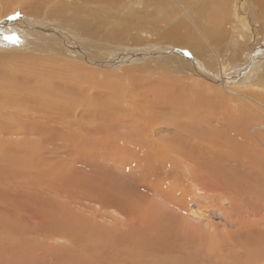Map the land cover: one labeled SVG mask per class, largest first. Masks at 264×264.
I'll use <instances>...</instances> for the list:
<instances>
[{
  "label": "bare ground",
  "instance_id": "1",
  "mask_svg": "<svg viewBox=\"0 0 264 264\" xmlns=\"http://www.w3.org/2000/svg\"><path fill=\"white\" fill-rule=\"evenodd\" d=\"M167 1L170 2V4L166 3L167 6H178V10L182 15L184 11L185 13L189 12L190 7L187 5L185 6L186 3L192 4L195 2L207 6L205 11L200 12L198 15L195 16L191 14L195 21H187L188 19L181 17L178 22L177 20H173V24L170 22L166 25V22L170 21V17L167 16L171 13L165 14L157 20L150 21L149 25L151 29H149L150 33L147 32V35L150 38H154V35H160V38L155 39L162 43V45H157L154 48V50H157H152L154 51L153 53L151 51L152 55L146 52L153 57L150 58L149 61H153L160 65L161 69L157 74L153 67L147 62L133 68V66H127L128 64H125L127 60L124 59L125 61L123 62L125 63L122 62L119 65L118 62L121 61L117 56L118 54L115 53L116 51L112 52L113 49L111 47V53L107 54L108 57L105 55L103 60H95L100 57L99 50L97 51L95 47H91V49L90 47H88L89 49L86 47L90 51L89 53L84 46H81L85 40L88 43V38L85 39L83 37L84 39L81 40L82 44H76V48L72 42L73 37L66 36V38L63 37L62 41L65 40L66 44H68L66 45L68 49L64 52L70 59H73L75 55L80 56V54H82L86 63L83 61H76L77 63L93 66V64H103L101 62L105 61L104 63H109V65L105 66L106 68L99 72L78 70V68L73 65L68 66L63 63L61 65H55V67H59L61 70L64 69V76L60 77L61 74L56 72L55 67L49 74L46 73L45 75L48 81L49 78L50 80H55V78L59 79L56 84L51 82V86H45V81L39 78L41 81L38 80V86H36V84V87L33 86L35 89H38L37 91L42 95V101L37 98L42 103V105L40 102L39 104L37 103L41 108H35L32 104H29L31 97L25 94L28 99L30 98L27 103V98H24V95H22L24 93H21V96L18 92L21 85L23 87L21 86L22 89L20 88V92L28 89L25 87L26 85H24L28 83L26 82V78V80L21 78V81L25 80V83L17 85V87H19L18 89L13 86L16 81L13 80V83L10 81L14 89L18 90L16 92L26 101V103L23 104H29L28 106L30 109L22 105V98L20 101L18 99L22 105L21 107H25L26 109L24 108L13 112H17L15 115H18L19 126L9 127L10 122H8V124L6 122L11 116L8 117L9 114L7 115L4 110L6 107L11 109L12 107H8V105H6L5 108L3 107L4 109L0 107V134L9 133L8 130H15L16 127L28 129L26 132H33L38 128L39 122L46 125L52 120L51 125H54L60 123L62 120V126L70 129L78 128L84 130L85 133L87 131H93L92 133L106 134L103 135V137H108L113 141L115 140L116 144L121 146V149L119 151L117 149L118 147H112L107 139L98 138L96 142L97 153L95 162L88 161L86 156H93L95 152L94 154L89 152V154L84 153L81 151L83 148L81 146L86 145L89 148L93 142V140H91L93 138H84L85 135H83L84 137L78 139H83L80 143H77L78 141H71L73 149H67L65 151L66 154L57 159V165L56 161H54L49 166L38 170L34 168V170L13 172L15 174L13 178H8L0 187V198L3 196V188L7 189L8 194L14 190L17 191V195L13 197L20 200L24 205H19L20 209H9L8 207V209H6L4 206V209H0V252L6 250L10 253H15L18 251L17 247L20 248L19 246L24 243V245L29 248H27L28 250H33V247H37V250L40 249L41 252L47 254L49 251L45 248L49 246L52 240L58 241L57 238L60 235L67 238L68 240H65L66 244L70 242V245H73L74 249H76V246H80L82 250L78 255L79 257L81 256V258L85 256V260H81L86 261L87 259L90 262L93 260L92 264H153L151 261H154V264H183V260L181 259L183 255L182 250L185 249L187 252L189 250L188 253L190 254L189 242L191 236L194 235L193 237L195 239V234H199L203 237L201 234L211 235L222 233V231H218V226L211 222L210 216H222L223 212L221 211L224 210L222 208L229 206L228 204H232L236 197L230 196L223 190H217L216 188L225 187L234 183L232 191L236 195L242 191L239 180L235 178L234 173H231L227 169L233 170L234 167L241 165L244 158L239 156L237 149L226 144H217L216 138L207 140L199 136L197 132L192 129V124L196 127L198 125V117L206 115L209 109H217L218 112L212 116L210 122H215L217 126L224 128L225 124L228 123V119H230L231 111H234L231 106L232 103H236V100L232 96L222 98L218 96V94L221 93L223 89L237 92L231 85H238L240 87L239 89L242 91L243 89L250 91L239 93L255 101L257 104L264 102V96L259 97V99H257L258 96H255V92L262 88V86H256L255 82H253L255 77L252 80L251 75V73L253 75L257 74V64H255V60L261 65L262 60L260 58H262L261 55L264 54V0ZM245 2L256 5L259 10V15L252 21H248L246 18V13L243 8ZM147 3L149 7L153 5L155 12L165 8L162 0H147ZM31 4H33V2ZM34 7L32 6V9ZM39 8L41 7L39 6ZM210 8H215L214 10L218 12L214 13ZM18 10L23 12L26 9H24V6L16 4L12 10L0 12V15L11 13V16L8 18L0 17V24L6 26L9 24L11 26L10 21H12ZM208 10L209 12L207 13ZM15 16L20 18L23 17L24 14L18 13ZM215 18L216 20H214ZM16 21L19 27H22L24 24L23 22H25L21 19ZM20 21H22L23 24L19 25L18 23H21ZM66 21L68 23V20H65V22ZM156 22H158L159 26ZM175 22L177 23L174 24ZM261 23L262 29L260 27ZM28 28L29 25L27 24L23 30H27ZM6 29L13 30L8 26ZM59 29L62 33L65 29V27H62L61 22ZM80 29L77 30L80 31ZM184 29L186 30L185 33L183 32ZM16 30L23 32L21 28ZM89 30V32H92L95 29ZM86 32L87 31H85V35H87ZM77 35L80 37L79 34ZM77 35H74V37ZM171 35L175 36V41L177 42L175 44L176 47H174V43H172ZM60 36L62 37V35ZM105 36L107 37V35ZM111 36L113 35L111 34ZM114 36L113 39L115 38ZM200 36H203L207 43L206 46L209 47V50H206L208 51L207 54L212 52L211 58H208V56L206 57L208 68L205 67V59L203 60L202 58V51L205 48V44ZM61 37L56 39L59 40ZM119 37L121 38V35H119L118 38ZM67 38L69 41H66ZM97 38L102 40L100 37ZM111 38L112 37H109L110 40L107 38L110 44ZM162 38H167L166 41L169 43L171 42L172 44L170 45L176 48L170 49L172 53L170 52L169 55H167L169 52L168 49L163 47L165 41H163ZM120 40L122 41V39ZM116 42H118V40ZM187 45H190L194 50L181 49L183 48L181 46L187 47ZM237 47L239 52L236 55H230L229 50L235 52L237 51ZM64 48H66L65 44ZM187 50H189V52H187ZM102 52L104 51L102 50ZM120 53L122 55V52ZM155 53H158L160 58H154ZM95 54H98V57ZM137 57L138 56L135 58ZM74 59L72 61H74ZM34 61H36V59H34ZM43 61L45 62L46 59ZM23 63L21 62V64H19L25 65ZM30 65L29 69L31 70L32 67L30 68ZM33 67L35 70L34 73L36 72L35 74H37V66L35 65ZM25 68H27V66ZM39 68L41 69V67ZM137 68L138 72H136ZM182 69H184L183 73ZM14 70H17V68L15 67ZM21 71H23V69H21ZM71 71L74 72L75 75L72 73V75L69 76ZM20 72L18 73L19 75L21 73L25 75L23 74L25 71ZM31 72H33V70ZM180 72L182 74L179 76L178 73ZM28 73L27 71L26 75H28ZM35 74L32 76H35ZM153 75L157 77L155 76L156 78L153 79ZM99 76H101V79ZM263 76L264 75L261 77ZM3 77L6 79L4 75ZM3 77H0V79ZM90 77L96 78V81L91 80ZM258 77L260 76L258 75ZM261 77L260 80L264 79ZM15 78L19 79L20 77L16 76ZM98 78L100 79L99 81ZM126 78L132 83L137 92L142 90L144 93L140 94L145 104L142 106H139V104L137 105L139 108L137 113H131L126 110L122 105V100L121 102L119 100L121 96L119 97L118 95L120 94L121 85L118 86V83L125 84ZM142 78H150L151 82L143 86L141 85ZM12 79L13 77L10 78V80ZM69 79L74 83L71 82L74 85H71L73 87L62 82V80L68 82ZM28 80L31 79L28 77ZM32 80L30 81L31 83ZM21 81L20 83H22ZM209 81L212 83L217 82L220 86L209 84ZM256 81L259 82L258 80ZM7 82L5 81V84ZM10 82H8L9 85ZM18 83L19 81H17V84ZM31 83L27 84V86H31ZM182 83L184 84L180 85ZM39 84H43V86ZM105 84H109L110 87L105 88ZM9 85L8 87L12 89V86ZM2 86L3 85L0 84V88H2ZM194 86L199 87L200 90H193L192 88ZM33 87L31 86L29 89ZM4 88L6 89V87ZM14 89L12 90L14 91ZM29 89L28 92L34 91V89ZM3 91L5 94L6 90ZM35 93L37 92L35 91ZM13 94L15 93L13 92ZM13 94L9 96L16 99L18 96L15 95L16 97H14ZM33 97L35 98V95ZM115 98L119 100V104H117V102H112L111 99L114 100ZM157 98H159V103L156 102ZM3 100L1 104H3ZM6 100L8 99L6 98ZM238 101L244 108H246L245 105L249 104L243 97L242 99L238 97ZM8 102H10V100ZM137 102H139V100ZM16 103L18 104V102ZM20 104L17 106H20ZM60 104H65L71 109L73 108V111L70 109L67 111V114L65 113L63 115L59 112L57 107ZM75 105L78 108L80 107L79 111L78 108H75ZM45 106L53 112L47 110L41 111ZM150 106L154 109L152 113L149 109ZM134 107L136 108V106ZM195 107L206 108L207 110L201 115H194L192 114V108ZM144 110H146V112L142 116ZM245 110L246 109L242 111V117L252 119V115ZM3 116L8 117L7 120H5L6 122ZM38 118L43 119L38 120ZM1 121L5 123H1ZM44 121L46 123H44ZM244 121L246 120L242 119L240 122ZM232 123L235 122L232 121ZM172 124L176 126V131L173 134L168 131V129L173 126ZM43 131L49 132L48 129H43ZM253 131L257 133L259 131V125H256ZM12 133H16V130ZM61 134L60 132H54V136H59ZM204 145L208 146L207 152L210 156H206V152H203L202 148ZM241 155H251L260 158L262 153L250 148L247 152H241ZM117 159H123V161H118ZM200 163L201 167H213L216 165L220 169L221 178L220 180H216V184L213 185L202 181L194 184L192 188H185V192L177 196H174L170 190L164 189L163 181L165 179L182 174L185 171L183 167H185V169H192ZM111 172L115 174L116 178L111 176ZM117 179L119 181H117ZM22 182H24L25 185L27 184L26 187L22 188ZM124 182L126 186H123ZM14 184H16V187ZM129 186H131L130 190L128 189ZM135 186L137 188L136 194L133 192ZM182 188H184L183 183ZM162 194L165 195L163 201H161L163 198L160 200L157 197V195ZM166 195L169 196L167 200ZM133 197L137 200H134ZM15 198L13 199L15 200ZM214 199L221 201L219 205ZM241 205L244 212L237 214V216L245 220L256 221L264 215L263 201L247 198L242 200ZM239 221L242 222V220ZM244 224L247 225L246 227L249 230H256L258 226L264 223L258 221L255 224ZM207 235H204L205 239L209 237ZM258 236L262 240L264 232ZM223 237H225V235H223ZM198 240L195 243V247L199 252H202L205 249L202 250L205 240H201V238V241ZM261 240L257 242L248 241V243H256L255 245H257ZM51 247L52 249L54 248L53 245ZM55 249L56 257H60L59 260L61 261V256H59L57 252L69 253L71 248L67 247V245H61V247H56ZM259 249L260 254H262L264 258V245H261ZM37 250H35V252H37ZM255 251L256 249L250 253L247 258L248 260H255L257 254ZM2 253L8 255L6 252ZM37 253L40 254V252ZM34 254L36 255V253ZM41 255L42 254H40L39 257H42ZM45 256L43 255L44 258ZM190 256L188 257L189 259L192 258ZM35 257L33 255V258H31L34 259ZM39 257L37 256L36 258ZM51 259H54V257ZM232 259L234 262L233 264L239 263L236 257ZM16 260L21 264H27L23 262L21 257H17ZM81 260L76 261V263ZM206 260L207 264H214V259L209 256H207ZM46 261L44 260V262ZM47 262L46 264H48ZM41 263L40 261V264ZM85 263L87 262H84V264Z\"/></svg>",
  "mask_w": 264,
  "mask_h": 264
},
{
  "label": "rangeland",
  "instance_id": "2",
  "mask_svg": "<svg viewBox=\"0 0 264 264\" xmlns=\"http://www.w3.org/2000/svg\"><path fill=\"white\" fill-rule=\"evenodd\" d=\"M39 1L38 0L37 1L36 0H4V1L0 0V5L2 7V8L0 7V12H3V11L5 12V10L10 11V10H12V8L16 4H20L21 6H24V9H26L23 12L18 10L15 13V15L18 13H22V14H24L23 17L18 18L14 15V18L12 19L13 22L10 21L11 26L9 24H7V26L13 30H7L6 25L0 24V37H1L0 38V70L2 69L0 71V77H3V75L6 77V79L4 77L0 79V80L3 79L2 81L4 82L3 83L2 81H0V84H2L3 86L5 85L4 87H6V89L3 86H2V88H0L1 89L0 92L2 94V95L0 94V96H1L0 107H2V109H4L6 107V105H8V107H12V109L6 107L4 110L7 115L9 114L8 117L11 116L10 119L7 120L8 117L3 116L4 121L7 120V122L5 121L7 124H8V122H10L9 127L16 126V125L19 126L18 125V115H15V114H17V112H15V113H13V112L18 111L20 109H24L25 107H21L22 105L26 106V108L28 107L27 109H30L28 106L29 104H32L35 108L40 107L39 105H37V103L39 104V102L42 101L41 100L42 95L39 94V92L37 91L38 89H35V87L38 86V82L41 80L45 81L44 82L46 84L45 86H51L52 85V84H50L51 82L53 84H56V82H58L59 79H57V78H55V80H53V79L50 80V78H49V81H48L46 79L47 77L45 75L46 73L49 74L54 69L55 65H61L63 63V64H67L68 66L73 65V66L77 67L78 70L80 69V70H87V71H94V72H99L100 70L105 69L106 68L105 66L109 65V63H104L105 61L101 62L103 64H100V65H94L93 64V66L92 65L87 66L83 63H77L76 61H81V62L83 61L86 63V61H84V56H82V54H80V56H78V55L73 56V59L75 58L74 59L75 62L72 61L73 59H70L69 56L66 55L64 52L66 49H68L66 46L68 44H66L65 40L62 41L63 37H65V38H66V36H70L71 38L73 37L74 39L72 38V40H73L72 42L75 45V47L78 44H80V45L82 44L81 40H83L84 38L85 39L88 38V40L90 41V42L88 41L89 44L85 40V42L83 41V44L81 46L82 47L84 46L85 49H87L88 47H90V49H91V47L97 48L96 50L97 51L99 50L98 52L100 54V57L98 59H95V60H99V61L103 60L105 55H107L108 53H111V51H110L111 50L110 47H111L113 49L112 52L116 51L115 53L118 54L117 56L119 57V60L121 61V62H118L119 65L123 61L127 60V63H125V62H123V63L128 64L127 66H129V67L133 66V68H134L137 65H142L143 63L147 62L149 65H151L153 67V69L155 70V73L157 74L160 71L161 67L159 64H157L155 62L149 61L150 58H153V57H151L146 52L151 54V51L154 50V48L157 45H159V46L162 45V43H160L156 40V39L160 38V35L159 36L154 35L153 36L154 38H150L147 35V32L150 33L149 29H151V26L149 25L150 21L157 20V19L163 17L165 14H170V13L171 14L167 16V17H170V21H167L166 25L169 24L170 22H171V24H173V20L174 21L177 20V22H178L181 19V17L188 19L187 21H193V20L195 21V19L191 16V14L196 16L200 12L205 11L206 6H207V5H202V4L195 3V2H193L192 4L186 3L185 6L187 5L188 7H190V9H189L188 13H185V11H184V14L182 15L178 10L179 9L178 6H174V5H173V7L167 6V4H170V2L167 0L166 1L162 0V3L165 6V8L162 10H157V12L154 11L155 9H154L153 5L149 7L147 0H41L40 1L41 3ZM32 2H33V4H31ZM34 3H35V5H34ZM160 3H158V4H160ZM25 6L26 7L28 6L27 7L28 9ZM32 6L33 7L35 6L34 8L37 10H35L34 8L32 9ZM39 6L41 8H39ZM87 7H89V8H87ZM3 8H4V10H3ZM211 8H212V6H211ZM243 8H244V11L246 13L245 15H246V18L248 21H252L255 17H257L259 15V10H258L257 6L254 4L245 2ZM18 9H20V8H18ZM214 9H211V10H213L214 13L218 12V11H215ZM89 11H90V13H89ZM25 12L28 14H26ZM150 12H152V13H150ZM208 12H209V10L207 11V13ZM175 13H177V14H175ZM210 13H211V11H210ZM10 14H11L10 12L8 14L7 13L4 15L2 14V15H0V17L8 18L11 16ZM33 17H35V18H33ZM20 19L22 21H25V22H23L24 24L22 23V21H20L21 23H18L19 25L23 24L22 27L17 26L16 20H20ZM58 19H60V20H58ZM65 20H68V23H67V21L65 22ZM214 20H216V18ZM59 21L61 22L62 27L63 28L65 27L63 33L59 29V26H60ZM63 22H65V23H63ZM177 22H175L174 24H176ZM27 24L29 25V28L27 30H23ZM156 24L159 26L158 22H156ZM81 25H83V26H81ZM260 27L262 29V23H261ZM20 28L22 29L23 32L16 30V29H20ZM77 29H80V31ZM86 29H88V30H86ZM89 29H92V30L95 29V30L92 32H89L90 31ZM85 31H87L86 32L87 35H85ZM64 32L67 33L68 35L65 34ZM183 32L185 33L186 30L184 29ZM76 33L79 34L80 37H78V35ZM73 34L77 35V36L74 37ZM111 34L113 36L115 34L114 39H113V36H111ZM116 34L118 36L121 35V38L120 37L118 38V36ZM129 34H130V36H129ZM60 35H62V37ZM88 35H90L91 37ZM105 35H107V37ZM122 35H123V38H122ZM108 36L112 37L111 38L112 40H115V39L116 40L115 41L111 40V44H110V41H109L110 39ZM171 36H172V43H174V47H176L175 44L177 42L175 41V36L174 35H171ZM59 37H61L59 40L56 39ZM97 37H100V39H102V40H99ZM107 38L109 40H107ZM143 38H144V40H143ZM145 38H146V40H145ZM148 38H150V39H148ZM200 38L202 39V41L205 44L204 45L205 48L202 51V54H203L202 58H203V60L205 59L204 65H205V67L208 68V63H207L208 61L206 62V57L208 56V58H211L212 52L207 54L208 51H206V50H209L208 49L209 47L206 46L207 43L204 40L203 36H200ZM120 39H122V41ZM162 39H163V41H165V44H163L164 45L163 47L168 49L169 52L167 53V55H169L170 52L172 53V51L170 49H176V48H174L173 46L170 45V44H172L171 42L169 43L168 41H166L167 38H162ZM67 40H68V38L66 39V41ZM117 40H118V42H116ZM75 42H77V43H75ZM94 42H95V44H94ZM112 42H114L115 44ZM122 43H123V45H122ZM140 43H143V44H140ZM64 44H65L66 48H64ZM119 44H121V45H119ZM56 47H57V49H56ZM181 47H183L181 49H184V50H186V49L194 50L190 45H187L188 48L185 46H181ZM178 48H180V47H178ZM88 49H87V51H89ZM236 49H237V51H235V52L232 50H229V54L230 55H236L239 52L238 47ZM102 50L105 53L102 52ZM148 50H150V51H148ZM155 50H157V49H155ZM189 50H187V52H189ZM123 51H125V52H123ZM154 51H152V53ZM120 52H122V55ZM89 53H90V51H89ZM95 55L98 57V54H95ZM119 55H121L123 58ZM154 55H155L154 58H160V55L158 53H155ZM136 56H138V57L135 58ZM32 57H34V58H32ZM107 57H108V55H107ZM261 57L262 58H260V59L262 60L263 65L261 64L262 65L261 66L255 60V64H257V66H256L257 67V71H256L257 74L253 75L251 73L252 80L255 77L254 80L256 79L259 81V82H257L256 80L255 81L253 80V82H255L256 86H260V87L262 86V88H260L261 90L258 89V91L255 92V96H258L257 99H259V97H261V96H264V87H263L264 86V81H263L264 79L260 80V77L262 75H264V54L261 55ZM25 59L26 60L28 59L27 60L28 62ZM34 59H36V61H34ZM45 59H46V61L44 62L43 60H45ZM90 59H92V58H90ZM23 61H24V63H23ZM25 61L27 64L25 63ZM48 61L49 62L51 61L50 64ZM21 62L23 64H25L28 69L25 68L26 67L25 65H20ZM36 62H37V64H36ZM34 64L37 66L38 73H40V74H38V73L35 74L36 72L34 73V71H35L34 67H33V66H35ZM29 65H30V68L32 67L31 70L29 69ZM15 67L17 68L18 71L14 70ZM22 67H24V68H22ZM39 67H41V69ZM145 67H147V66H145ZM5 68H8V69H5ZM12 68H14V69H12ZM209 68H210V66H209ZM3 69H4V71H3ZM19 69H20V71H21V69H23V71H25V72H23V71H21V72H23V74H25V75H22V73L19 71ZM26 70L30 74L28 73V75H26V73H27ZM32 70H33V72H31ZM43 70H45V71H43ZM55 70L57 73L61 74L60 77L64 76V73H65V72L63 73L64 69L61 70L59 67H55ZM78 70H74V71H78ZM2 71H3V73H5V72L6 73L3 74ZM19 72L21 73L20 75L18 74ZM136 72H138V68H137ZM183 72H184V69H182V73ZM72 73H73V75H75V73L71 71V74L69 73V76H71ZM182 73L181 72L178 73L179 76ZM12 74H13V76H12ZM33 74H35V76H32ZM258 75L260 77H258ZM16 76H18L20 78L17 79V78H15ZM25 76H27V77H25ZM155 76L156 75H153L152 78L155 79L157 77V76L156 77ZM12 77H13V79L10 80V78H12ZM28 77L31 80L33 78L32 83L30 82L31 80H28ZM93 77H90L91 80L96 81V78H93ZM21 78L22 79L26 78L27 80L26 79L25 80L28 83H25L24 82L25 80L21 81L22 80ZM39 78H41V80ZM99 78L101 79V76H99ZM99 78H98V81L100 80ZM261 78H264V76ZM4 80L6 82H7V80H8V82L12 81V83H13V80L16 81L15 82L16 86H15V83L13 86L17 89L19 88V87H17V85H20L23 83H25L24 85H26L25 87H27L28 89L31 86L32 87L35 86V84H36V86L32 88V89H34V91L32 89H29V90H32V92H33L32 93L31 91H29L31 93V95H30V93L28 92V89L20 92V90L23 87L22 85H21L22 87L20 86L21 89L19 88L18 89L19 91H18V90L14 89V87L11 85V82H10V85L8 82H7L8 84L7 83L5 84ZM125 80H126L125 84L124 83H118V86L121 85L120 94L118 95L119 97L121 96L119 100H120V102L122 100V105L126 108V110H128L131 113H133V112L137 113L138 112L137 110L139 109L137 105L139 104V106L140 105L142 106L145 104L142 101V97H141V94H144V93L142 90L137 92L135 87L132 85V83L129 82L127 80V78ZM17 81H19L18 84H17ZM20 81L22 83H20ZM62 82L67 83L70 87L74 86L73 85L74 83L70 79L68 82H65V80H62ZM150 82H151L150 78H148V79L142 78L141 79V85H143V86L149 84ZM209 82H208L209 84H214L216 86H220V84L218 85L217 82H214V83H212L211 81H209ZM30 83H31V86L29 85V87H28L27 84H30ZM260 83H261V85H260ZM183 84L184 83H182L180 85H183ZM8 85L12 86V89H14V91L11 89V87H8ZM39 85L43 86V84H39ZM71 85H73V86H71ZM231 86L234 87L237 90V92L228 91V90L223 89L222 92L218 94V96H220L222 98L232 96L235 98L236 103H237V104L235 102H234V104L232 103L231 108L234 111H231L230 119H228V123L225 124V127L221 128V127L217 126L215 122H210L212 116L215 115L218 112V110L217 109H209V111L206 115H204L203 117H198V125L196 127H194V125L192 124V129H194L197 132V134L199 136L203 137L204 139L210 140V139L216 138L217 144H226V145H229V146L238 150L237 152H238L239 156L244 158L242 164L238 165L237 167H234L233 170H231V169H227V170L230 171L231 173H234L235 178L237 180H239V184L242 186V191L238 195H236L232 191L234 183H231L230 185H227L225 187H217L216 188L217 190H223L225 193H227L230 196L236 197V199L234 200V202L232 204H228L229 206L222 208V209H224L221 211V212H223L222 216H219V217L218 216H214V217L210 216L211 222L214 225L218 226V228H219L218 231H222V233L221 234H211V235L201 234V235H203V237L200 236L199 234L198 235L195 234L197 240H198V236H199L198 241H201L202 239L205 240V243L203 244L202 250L204 248L205 249H204V251L201 250L202 252H199V250L195 247V243L197 242V240H196V238L194 239V237H193L194 235L191 236V240L189 242L190 254L188 253L189 250H188V252L185 249L182 250L183 255H182L181 259L183 260V264H186V263L187 264L188 263L189 264H192V263L193 264H197V263L198 264H207V260H206L207 256L214 259V264H233L234 263L233 259H232L233 257H236L238 259V261H239L238 264H264V262H262V261H264V258L262 256V254H260V249H259L261 245H264V237L261 240L258 236L264 232V224H261L260 226H258V229H256V230H249L246 227L247 225L244 224V223L255 224L258 221L264 223V215L256 221H248V220L243 219L242 217L237 216V214H241L244 212L243 207L241 205L243 199L254 198L256 200H260V201L264 202V104H263L264 102L263 103L260 102V104H257L255 101H253L247 97H244V95L239 93V92L246 93V92H250V91H246L245 89H243V91H242L239 89L240 87L238 85H231ZM104 87L107 88V87H110V85L105 84ZM23 89H25V88H23ZM192 89L196 90V91L200 90V88L196 87V86H194ZM3 90H6L5 94H4ZM12 91L15 94H13ZM16 91H18L20 93V95H21V93H24V94H22V95H24V98H27L26 96L28 95V97H31V99L33 98L34 100L33 99L31 100L29 98L31 101L30 102L29 99L27 98L28 100L26 99V101H27V103L29 101V104L24 105L26 103V101L24 100V98L21 97L22 95L20 96L18 94V92H16ZM35 91L38 94L35 93ZM257 93H259V94H257ZM12 94L14 97H16L15 95H17L18 97H16V99L13 97H10V96H12ZM25 94H27V95H25ZM116 94H118V93H116ZM34 95H35V98L33 97ZM238 97L241 99L243 97L244 100L249 102V104L245 105L246 108H244L242 106V104L238 101ZM6 98L8 100H6ZM21 98L23 99L22 105L19 102L20 100H22ZM37 98H39L40 101ZM3 99H5V100H3ZM18 99H19V101H18ZM2 100H3V104L5 103L4 104L5 106L3 104H1ZM9 100H10V102H8ZM111 100H112V102H115V103L117 102V104L120 103L119 100L116 98L114 100L113 99H111ZM138 100L140 103L137 102ZM158 101H159V98H157L156 102H158ZM11 102H12V104H11ZM16 102H18V104H20V106H17L18 104ZM6 103H8V104H6ZM40 104L42 105L41 102H40ZM134 106H136V108ZM57 107H58L59 112H61L63 115L65 113L67 114V111L71 109L70 107H68L65 104H60ZM75 108H78V107L75 105ZM79 109H80V107L78 108V111H79ZM149 109H150L151 113L154 111V109L151 106L149 107ZM244 109H246L245 111L249 112L252 115V119H246V118L242 117V111ZM43 110L52 111L51 109H47L46 106L41 111H43ZM71 110L73 111V108ZM192 110H193L192 114L201 115L207 109L195 107V108H192ZM145 112H146V110H144L142 112V116ZM79 115H81V114H79ZM48 117H50V116H48ZM3 118H2V120H3ZM12 119H14V120H12ZM42 119L43 118H40V119L38 118V120H42ZM242 119H245L246 121L240 122ZM255 120H260V121H255ZM232 121L235 123H232ZM2 122L3 121H1V123ZM5 122H3V123H5ZM61 122H62V120H61ZM61 122L54 124V125H51L52 120L46 125L39 122V124H38L39 129L37 128L38 130L36 129L33 132H26V131H28V129H22V128L16 127V129H15L16 133H14V134L12 132H14L15 130H8L9 133L0 134V136H1V138H0V173H1L0 174V177H1L0 178V187L3 185V183L6 180H8V178L9 179L11 177L13 178V176L15 175L14 174L15 172H21V171H25V170H34V168L36 170H38V169L49 166L54 161H56V165H57L58 164L57 159L60 158L61 156H63L64 154H66L65 151L67 149H73L71 141H76V142L78 141L77 143H80L83 139L82 140H78V139L81 137H84L83 135H85L84 138H88V137H89V139L93 138V139H91V140H93V142L89 146V148L86 145L81 146V147H83L81 149V151H83L84 153L94 154V152H95V155H93V156H91V155L86 156V159L88 161L95 162V157H96V153H97L96 152V142H97L98 138L99 139L102 138L104 140L107 139L108 143H110L112 147L113 146L118 147L117 149L119 151L121 149V146L117 145L115 140L113 141L112 139H109L108 137H103V135H106V134H101V133H96V132L92 133L93 131H91V132L87 131L85 133L84 130H81L78 128L77 129L71 128L72 129L71 130L70 128L62 126ZM44 123H46V122L44 121ZM256 125L257 126L259 125V131L257 133H255L253 131V130H255ZM175 127L176 126H174V125L171 126L168 129V131L171 134H173L176 131ZM43 129H48L49 132H44ZM76 130H77V133H76ZM54 132H60L62 134L59 136H54ZM88 132H90V133H88ZM105 133H107V132H105ZM113 144H115L116 146ZM250 148H252L253 150L260 151L262 153V156H260V158H256V157L251 156V155H247V156L241 155V152H247V151H249ZM202 149H203V152L204 151L206 152V156H210V154L207 152L208 146L204 145ZM118 161H123V159L118 160ZM183 169L185 171L182 174L175 176V177H169L163 181L164 189L170 190L174 196H177L180 193L185 192V188H192V186L194 184L205 181L209 184L214 185V184H216V180H220V178H221L220 169L216 165H214L213 167H201V163H200V164H197L195 168L185 169V167H183ZM116 174H117V172H116ZM111 176L115 177V174L111 172ZM116 176H119V175H116ZM117 181H119V180L117 179ZM182 183L184 184V188H182ZM22 184L24 185V186L22 185V188L26 187V185H27V184L25 185L24 182H22ZM124 184H125V182H124ZM124 184H123V186H126V184L125 185ZM14 185L16 187V184H14ZM14 185H13V187H14ZM130 188H131V186H129L128 189L130 190ZM2 190L4 192H3V196L0 198V200H1L0 201V209H4V207L6 209H8V208L9 209H20L19 205H21V204L24 205L20 200L13 197L14 195H17V191L13 190L15 193L13 191H11L10 193H12V194H10V193L8 194V191L6 188H3ZM136 190H137V188L135 186V188L133 190V192L135 194L137 193ZM173 195H171V196H173ZM164 196L165 195H163V194L157 195L158 199L161 200L163 198L161 201H163L165 199ZM3 197L5 200L3 199ZM135 197H138V196H135ZM167 197H169V196L166 195V200H167ZM13 198H15V200ZM135 199L136 198H134V200ZM151 199H152V196H151ZM214 200H216V199H214ZM11 201H14V202H11ZM216 201L218 202L217 203L218 205H219V202H221L220 200H216ZM148 202H149V198H148ZM7 203H8V205H7ZM17 203H18V205H17ZM239 220H242V222H240ZM204 235L205 236L207 235L209 237H206V239H205ZM223 235H225V237H223ZM200 238H201V240H200ZM57 239H58V241L52 240V242L49 243V246L45 248V249H48V251H49V253H47V254H44L43 252H41L40 249L37 250L36 249L37 247H33V250H28L29 248L26 247L24 245V243L21 244V246H19L20 248L17 247L18 251L15 252L16 254L11 252L13 255L6 250H2V252H4V253L6 252L8 255L0 252V264H15V263L21 264L20 262H17V260H16L17 257H21L23 262L27 263V264L28 263L29 264H40V261L43 264H46L47 261H48L47 262L48 264H62V263L63 264H69V263L70 264H80V263L84 264V262H87L85 264H90V263L92 264L93 260L91 262L87 259H86V261H83V260H85V258H84L85 256H82L83 258H81V256L79 257L78 254L82 250V248L80 246H76V249H77L76 250V249H74L73 245H70V242L67 241L68 243L66 244L65 240H68V239L65 238L64 236L59 235ZM259 240H261V242L258 243L257 245H255L256 243H251V244L248 243V241L257 242ZM52 245L54 247L53 249L51 247ZM54 245H56V246H54ZM61 245L62 246L67 245V247H69L71 249H70L69 253L57 252V254L59 256H61L62 260L60 261L59 260L60 257H56V253H55L56 249L55 248L61 247ZM23 249H25V250H23ZM54 249H55V251H54ZM254 249H256L255 252L257 253L255 260H252V259L248 260L247 258L249 257L250 253ZM0 250H1V247H0ZM35 250H37V252H40V254H42L41 255L42 257H43V255L44 256L46 255L45 258L39 257L40 254L35 252ZM60 250H62V249H60ZM24 251H26V252H24ZM33 251H34V253H36V255L33 253ZM54 253H55V255H54ZM186 253H188V254H186ZM32 254L34 255V257L38 256L39 258L35 257L34 259H32L33 258ZM49 256H51V257H49ZM189 256L192 257L193 259L192 258L189 259L188 258ZM52 257H54V259H51ZM186 257H187V259H186ZM77 258H78V260H81V259H83V260L76 263V261H78ZM202 258H203V260H202ZM35 259H36V263H35ZM12 260H13V262H12ZM44 260L45 261L47 260V261L44 262ZM55 261H57V262L59 261V262L57 263ZM151 262L154 264V261H151Z\"/></svg>",
  "mask_w": 264,
  "mask_h": 264
}]
</instances>
